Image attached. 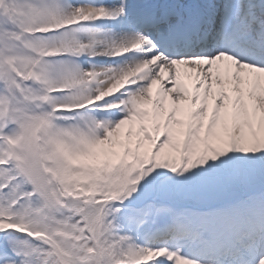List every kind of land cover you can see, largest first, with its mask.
<instances>
[{
	"label": "snow or ice",
	"instance_id": "snow-or-ice-1",
	"mask_svg": "<svg viewBox=\"0 0 264 264\" xmlns=\"http://www.w3.org/2000/svg\"><path fill=\"white\" fill-rule=\"evenodd\" d=\"M0 264H264V0H0Z\"/></svg>",
	"mask_w": 264,
	"mask_h": 264
}]
</instances>
